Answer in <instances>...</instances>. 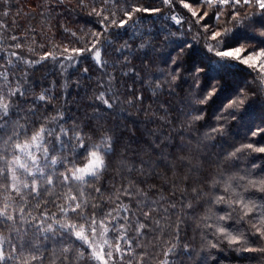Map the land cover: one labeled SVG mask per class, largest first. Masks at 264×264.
I'll use <instances>...</instances> for the list:
<instances>
[{
    "label": "trees",
    "instance_id": "trees-1",
    "mask_svg": "<svg viewBox=\"0 0 264 264\" xmlns=\"http://www.w3.org/2000/svg\"><path fill=\"white\" fill-rule=\"evenodd\" d=\"M183 3H189L198 14L207 11L208 17L205 19L209 25H215L213 30H231L239 41L236 46L247 49L255 47L257 51L264 48V34H261L264 32V16L259 15L261 10L256 6L245 5L233 10L228 6L217 5L222 13L217 23L213 16L215 9L208 8L198 0H183ZM183 3L181 0H172L171 5L163 4V0H128L127 3L120 0L117 9L140 6L159 11L133 13V19L126 28L119 29L109 26L108 22L101 25L100 17L89 15L94 6L97 10L105 7L101 0H85L87 7L81 6L79 0H0V64L8 69L13 84L20 79L23 87L29 89V101L41 91L51 89L50 94L54 99L40 109L41 116H53L57 110H61L66 117H73L84 127L93 136V141L99 140L100 132L93 134L85 127L87 125L103 129L113 136L115 153L109 158L108 172L97 183V186L102 187L104 199H100V194L91 188H85V193L94 198L92 203L100 205L94 210L98 219L111 211L116 219L109 217V226L126 231L129 243L119 241L124 257L121 262L120 253H114L117 264H128L129 261L137 264L140 256L143 257V264H160L166 258L164 253L173 244L177 245L178 251L183 245H189L194 259L189 260L185 254L184 264H199L200 261L203 264H264V253L237 249L226 240L220 241L215 248L210 246L218 240L217 235H214L216 217L232 211L229 204L236 199L237 194L251 197L257 204L264 203V192L248 184L250 179L258 181L264 177V153L245 147L248 144L264 147V134L258 132L256 136L251 135V131L264 128V70L259 69V65L256 70L247 69L243 65L229 78L233 99L237 102L245 100L241 109L247 108L249 103L252 105L245 121H217L215 115L218 103H196L200 90L195 87L187 71L203 57L215 58L214 52L209 53L206 48L215 41L211 40L210 33L204 31L202 24L205 21L194 23L197 17H192ZM107 7L112 8V4L109 3ZM234 11L239 13V22L230 16ZM4 12H8V15L5 16ZM175 13L180 16L181 24L171 19ZM245 15L250 19H244ZM117 17L126 19L119 11ZM103 27H108V31L100 36L97 47L101 49L102 60L107 61V64L100 67L90 53L78 56L72 49L84 48L86 45L91 47L96 38L89 34L90 30L101 32ZM12 36H16L17 40H12ZM125 41L131 44V51L116 53L114 49L120 48ZM141 41L148 46L138 49ZM17 43L22 47L16 48ZM185 43L191 44L192 48L180 53ZM29 48L34 51H29ZM12 52L18 55L11 56ZM49 52L55 53V60L49 57L31 67L23 62L40 60L41 56ZM125 55L128 58L127 66L123 59ZM69 56L73 59L69 60ZM170 57L182 60L183 65V78L172 85L174 94H169V86L164 83L171 79L174 67ZM9 59L12 65L7 64ZM84 68H88L86 74ZM130 69L139 75H134ZM3 70L0 68V71ZM25 73L27 78L23 79ZM157 79L164 87L153 95L152 89ZM150 82L152 88L148 86ZM236 89L242 90L239 96ZM101 92L105 93L106 99L115 94L119 101L107 109L96 99ZM141 94L143 100H137L136 96ZM201 108L205 109L203 119L192 121L193 116L200 114ZM165 110L172 121L170 124L160 119ZM153 113L156 115L153 116ZM93 116L96 119H90ZM71 124L72 120H68L67 126ZM221 124L224 128L222 135L211 131ZM154 142H159L158 149L150 147ZM237 149L241 151L237 152ZM160 151L167 156V162L160 159ZM234 152L236 155L232 156ZM68 155L71 159V154ZM140 159L154 161L156 172L144 177L136 172H128L125 161L138 165ZM78 163H83L82 157H78ZM129 179L146 181L139 183V188L147 192L146 198L137 194L135 188L128 189L131 196L123 194ZM226 183L231 185L228 191H225ZM153 184L157 189L150 190L149 185ZM69 188L72 195H78L74 183L57 184L54 195L43 197L39 208L35 207L36 201L30 199L26 212L30 211L38 218L46 212L48 216H54V219H65L58 206L67 205L64 194ZM116 189L121 190L119 199L116 198ZM221 196L228 202L217 203V198ZM43 200L48 203H43ZM152 201L158 203L153 204ZM172 203L176 205L174 209L169 207ZM189 203L191 207H187ZM122 204L127 205L129 210L121 209L117 214L114 209ZM150 207L156 210L146 220L143 212L149 211ZM165 208L168 209L167 213L164 212ZM67 219L69 222L83 223L70 210ZM48 222L51 221H45L44 226ZM36 223L38 221L32 224L19 223L17 227L20 229L19 236L37 246L46 257L44 264H48V260L53 258V252L58 253L64 244L74 242V245H79L74 235L68 237L66 233L62 234L58 225H53L57 229L53 235L37 231L33 226ZM140 223L147 224L148 229L137 231ZM222 223L245 232L251 247H264V239L258 240L252 234L248 218L240 220L237 214H233L232 220ZM121 225L124 226L122 229ZM0 231L16 238L15 232L10 233L3 228ZM118 234L110 231L108 238L115 243ZM24 254L28 255V252ZM168 259L171 260V256Z\"/></svg>",
    "mask_w": 264,
    "mask_h": 264
},
{
    "label": "snow or ice",
    "instance_id": "snow-or-ice-1",
    "mask_svg": "<svg viewBox=\"0 0 264 264\" xmlns=\"http://www.w3.org/2000/svg\"><path fill=\"white\" fill-rule=\"evenodd\" d=\"M4 2H7V0H4ZM59 2H63V0H59ZM101 2L105 7L97 10L94 6L89 15L94 14L100 17L99 22L101 25L108 22L109 26H115L119 29L126 28L128 22L133 19V13L159 11V9H149L140 6L117 9L116 5L120 3V0H101ZM127 2L128 0H125V3ZM181 2L183 3V0ZM198 2L208 8L215 9L213 16L217 23H219L220 15H222L217 5H226L233 10L245 5H254L261 10L259 15L264 16V0H198ZM79 3L81 6L87 7L85 0H79ZM109 3L112 4V8L107 7ZM163 4L171 5L172 0H163ZM183 7L191 12L192 17H197L194 23L200 24L201 21H205L202 27L206 33H210L211 40L215 41L214 44L206 46L209 53L214 52L215 58L203 57L200 62L187 69L195 87L200 90L196 103L200 105H208L210 102L213 104L218 103L215 115L217 121L226 119L234 122L245 121L248 117V109L252 105L249 103L247 108L241 109V106L245 104V100L240 99L237 102L236 99H233L230 94L229 78L234 76L240 70V66L243 65H246L247 69L256 70L255 61L258 58L261 60L259 69L264 70V48L257 51L255 47L247 49L243 46H236L239 41L236 40L231 30H213L215 25H209L206 22L207 11L198 14V11L193 10L189 3H183ZM117 11L122 12L126 19L118 18ZM4 15H8V12H4ZM238 15V11L230 13L233 20H237ZM110 16L113 18L110 19ZM171 19L177 24H181V19H178L175 15ZM244 19L250 18L245 15ZM107 31L108 27H103L101 32L90 30L89 34L96 38L91 47L86 45L84 48H74L72 51L78 56L90 53L96 64L104 67L107 61L102 60L101 49L97 47V44L100 43V36L107 33ZM261 34H264V32ZM72 35L75 36V33H72ZM11 39L17 40V37L12 36ZM146 46L148 45L141 41L138 49H143ZM15 47L21 48L22 46L17 43ZM131 47L129 41H125L120 48H115L114 51L116 53H124L125 50L130 52ZM190 48H192V45L185 43L181 47L180 53ZM29 51H34V49L29 48ZM17 55L16 52L11 53V56ZM49 57L53 60L56 59L55 53L49 52L41 56L40 60L23 62L31 67ZM67 58L69 60L73 59L72 56ZM123 59L126 61L125 66H127V56H123ZM170 60L174 66L170 74L171 79L166 80L164 83L169 86V94H174L175 89L172 85H176V82L183 78L181 75L183 65L182 60L178 58L170 57ZM12 63L10 59L7 61L8 65H12ZM0 68L4 69L0 71V228L17 234L16 238H13L11 235H6L3 231H0V264H33V262L44 264L46 257L40 249L31 242L24 241L19 236L20 229L17 225L19 223L32 224L33 221H38V223L33 225L37 231L55 235L57 231L53 227L55 224L58 225L62 234L66 233L68 237L74 235L75 240L79 241V245L69 242L64 244L58 253L54 251L53 258L48 260V264H57V262L59 264H84V262H87V264H117V258L114 257V253H120L119 260L123 262L124 251L119 241L124 240L125 243H129L126 239V231H120V229L109 226L111 221L108 218L116 219L111 211L104 213L98 219L94 210L99 208L100 205L92 203L91 200L94 198L90 197V194L86 195L85 193V188H91L95 193L100 194V199H104L102 187L97 186V183L108 172L109 158L115 153L113 136L103 129L91 128V125H87L85 127H88L93 134L97 131L100 132L99 140L93 141V136L89 135L84 127L73 117H66L61 110H57L53 116H41L40 109L45 108L54 99L50 94L51 89L41 91L29 101V89L23 87L20 79H17L16 83L13 84L9 78V71L4 64H0ZM130 71L134 75H139L135 73L134 69H130ZM83 72L86 74L88 68H84ZM12 75L14 76L15 73ZM123 75H128V73H123ZM26 78L27 74L25 73L23 79ZM111 79L110 77V81ZM148 86L152 88V83L150 82ZM163 87L164 84L157 79L155 88L152 89L153 95H156L157 91ZM235 91L237 96H239L242 90L236 89ZM252 95L254 96L255 93L253 92ZM96 99L101 101L107 109H111L114 103L119 101L115 94L106 99L103 92ZM136 99L143 100V95L136 96ZM128 102L131 103V100ZM160 107L164 108V105ZM96 111H99V109ZM199 111L200 114L193 116L191 118L192 121L203 119L205 109L201 108ZM21 113L24 114L21 115ZM155 115L156 113H153V116ZM90 119L94 120L96 116ZM160 119L165 124L172 123L167 110L164 111V115ZM21 120L25 122L21 123ZM68 120H72L71 126H67ZM37 121L40 122L37 123ZM211 131L222 135L224 132L223 124L219 127H213ZM258 132L264 134V128L251 131V135L256 136ZM150 147L158 149L159 142H154ZM245 147L258 153H264V147H253L252 144H248ZM239 151L241 149H237V152ZM69 153L71 154V159L69 158ZM231 155L235 156L236 153L234 152ZM78 157L83 158V163H78ZM159 157L167 162L168 158L162 151L159 152ZM180 159L183 160L184 158L180 157ZM189 164H191V161H189ZM125 166L128 172H136L141 177L151 176L156 172L157 167L154 161L143 159L139 160L138 165L125 161ZM61 168H63V171L60 170ZM189 170L191 171V169ZM73 183L78 188V195H72L71 188H69V191L64 194L66 201H68L67 205L58 206L65 219H54V216H48L46 212L41 213L38 218L33 216L30 211L26 212L30 199L35 200V207L39 208L43 197L54 195V187L57 184L71 185ZM139 183H146V181L140 180L137 182L129 179L128 187L123 189V194L131 196L132 193L128 189L135 188L137 194L146 198L147 192L139 188ZM248 184L264 192V177H261L258 181L250 179ZM230 188L231 185L226 183L225 191ZM149 189L155 190L157 186L154 184L149 185ZM120 191V189H116L117 199H119ZM192 191L195 192L196 189L193 188ZM107 199L111 200V197ZM216 202L227 203L228 201L221 196L217 198ZM43 203L47 204L48 201L43 200ZM152 203L156 204L158 201H152ZM191 206V203L187 205V207ZM169 207L174 209L176 205L172 203ZM229 207L232 210L231 212L216 217L214 235H217L218 240L217 243H212L210 246L215 248L220 241L226 240L230 246H234L237 249L243 248L244 251L264 253V247L254 248L250 246L245 232L222 223L232 220L233 214H237V218L240 220L248 218L253 230L252 234L258 240L264 239V203L257 204L253 198L237 194L236 199L229 204ZM89 209L93 211L89 212ZM121 209L123 211L129 210L127 205L122 204L114 211L118 214ZM69 210L75 213L83 223L69 222L67 219ZM155 210L150 207L149 211L143 212L144 218L146 220L149 219L151 212ZM167 211L168 209L165 208L164 212L167 213ZM124 219L127 218L125 217ZM45 221L51 222L44 226ZM156 223L159 224V221H156ZM120 227L122 229L124 226L121 225ZM140 229L147 230L148 225L140 223L137 226V231ZM110 231L119 233L115 243L108 238ZM45 239H48V237L45 236ZM25 251L28 252V255L24 254ZM185 254H187L189 260L194 259L189 250V245H183L182 249L178 251L177 245L173 244L164 253L166 258L160 264H184L183 256ZM169 256H171V260L168 259ZM128 264H131V261ZM137 264H143L142 256L138 258ZM199 264H203V261H200Z\"/></svg>",
    "mask_w": 264,
    "mask_h": 264
},
{
    "label": "rangeland",
    "instance_id": "rangeland-1",
    "mask_svg": "<svg viewBox=\"0 0 264 264\" xmlns=\"http://www.w3.org/2000/svg\"><path fill=\"white\" fill-rule=\"evenodd\" d=\"M260 62H261V60L259 58L255 61L256 65H259ZM60 170L63 171V168H61Z\"/></svg>",
    "mask_w": 264,
    "mask_h": 264
},
{
    "label": "built area",
    "instance_id": "built-area-1",
    "mask_svg": "<svg viewBox=\"0 0 264 264\" xmlns=\"http://www.w3.org/2000/svg\"><path fill=\"white\" fill-rule=\"evenodd\" d=\"M226 6V5H225ZM175 16L178 18V19H181L180 16L178 14H175Z\"/></svg>",
    "mask_w": 264,
    "mask_h": 264
}]
</instances>
